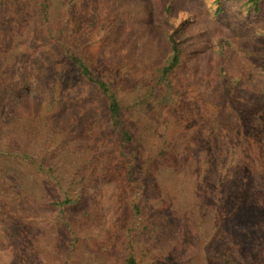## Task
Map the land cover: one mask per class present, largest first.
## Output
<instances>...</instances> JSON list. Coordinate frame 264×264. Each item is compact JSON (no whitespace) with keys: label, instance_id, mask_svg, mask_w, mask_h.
<instances>
[{"label":"rangeland","instance_id":"rangeland-1","mask_svg":"<svg viewBox=\"0 0 264 264\" xmlns=\"http://www.w3.org/2000/svg\"><path fill=\"white\" fill-rule=\"evenodd\" d=\"M132 260L264 264V1L0 0V264Z\"/></svg>","mask_w":264,"mask_h":264},{"label":"trees","instance_id":"trees-1","mask_svg":"<svg viewBox=\"0 0 264 264\" xmlns=\"http://www.w3.org/2000/svg\"><path fill=\"white\" fill-rule=\"evenodd\" d=\"M263 1L264 0H248V6L254 9L255 12H259ZM178 35V31H175L169 36V44L172 55L170 57L169 64L163 68V78L173 73L181 64L183 51L180 47ZM66 54L73 68H75L84 79L88 80L91 84L95 85L102 91L107 99V113L112 126L115 130L121 131L123 125V108L116 95L111 92L106 82L94 76L91 68L83 59L71 54L70 51H67ZM120 134L124 141H128L130 139V134L128 132L121 131ZM129 264H134V261L132 260Z\"/></svg>","mask_w":264,"mask_h":264}]
</instances>
